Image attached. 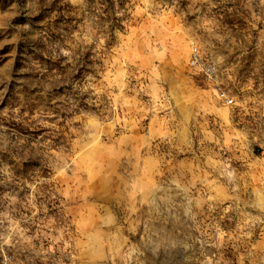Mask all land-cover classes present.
<instances>
[{
	"label": "rangeland",
	"instance_id": "rangeland-1",
	"mask_svg": "<svg viewBox=\"0 0 264 264\" xmlns=\"http://www.w3.org/2000/svg\"><path fill=\"white\" fill-rule=\"evenodd\" d=\"M0 264H264V0H0Z\"/></svg>",
	"mask_w": 264,
	"mask_h": 264
},
{
	"label": "built area",
	"instance_id": "built-area-1",
	"mask_svg": "<svg viewBox=\"0 0 264 264\" xmlns=\"http://www.w3.org/2000/svg\"><path fill=\"white\" fill-rule=\"evenodd\" d=\"M188 67L189 69L198 71L208 79H212L215 75V68L201 60L195 47L192 48V52L188 61ZM220 99L227 105L232 103L231 100H229V98L223 93L220 94Z\"/></svg>",
	"mask_w": 264,
	"mask_h": 264
}]
</instances>
